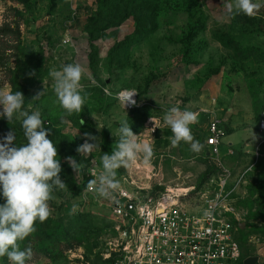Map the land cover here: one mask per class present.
<instances>
[{
    "label": "rangeland",
    "instance_id": "1",
    "mask_svg": "<svg viewBox=\"0 0 264 264\" xmlns=\"http://www.w3.org/2000/svg\"><path fill=\"white\" fill-rule=\"evenodd\" d=\"M231 2L0 0V29H9L0 34V89L21 91L25 109L41 113L48 138L58 150L60 177L68 186L54 192L50 217L36 225L57 229L62 222L66 235L83 241L55 259L32 250L27 264L117 263L113 251L117 233L107 199L85 193V183L92 179L80 180L66 158L73 157L82 171L94 159L98 175L101 157L115 148L123 120L129 121L134 134L143 133L141 141L153 142L156 136L143 127L151 111L124 109L116 96L125 90H135L139 100L157 106L200 112L199 122L191 125L195 139L205 145L200 153L175 157L169 149L154 150L153 156L166 155L155 160L164 182L157 192L200 185L218 171L209 125L212 119L219 121L223 132L219 158L231 169L232 183H238L233 198L241 212L243 227L237 239L242 254L264 250V0H254L261 8L252 16L229 15L226 5ZM67 30L77 45L89 47L82 65L90 72L82 80L89 95L83 111L71 116L61 108L49 74L70 63L72 51L63 43ZM102 86L113 95L104 93ZM1 124L9 122L0 117ZM10 125L18 146L25 144L21 121L14 119ZM85 133L97 137L89 142L100 148L82 156L77 148L85 142ZM131 168L117 170L119 182ZM4 203L0 187V205ZM81 213L86 216L77 220ZM0 264H9L7 257H0Z\"/></svg>",
    "mask_w": 264,
    "mask_h": 264
},
{
    "label": "clouds",
    "instance_id": "2",
    "mask_svg": "<svg viewBox=\"0 0 264 264\" xmlns=\"http://www.w3.org/2000/svg\"><path fill=\"white\" fill-rule=\"evenodd\" d=\"M261 5L254 0H232L226 5L229 15L245 14L252 16ZM50 76L54 80L53 90L65 114L71 116L80 114L89 95L82 84L85 69L79 63L63 65L60 70H53ZM42 93L33 99L38 98ZM135 90H125L116 98L122 106H135L133 97ZM25 97L19 90L0 89V117L9 124L14 119L21 121L26 143L16 146L15 135L10 131L0 141V187L5 203L0 205V257H7L9 264H27L32 259L30 247H20V243L36 231V222H45L51 215L50 201L55 199L56 190H67L68 186L62 181V171L58 150L44 126L39 111L31 113L25 109ZM199 114L191 110H181L179 106L169 108L163 117L165 125L171 130L169 137L173 147L181 142L188 144L193 153H200L204 144L196 140L191 125L199 122ZM94 117V116H93ZM95 118V117H94ZM63 122V121H62ZM81 125L84 123L80 119ZM85 142L77 148L82 156L90 155L99 144L98 138L84 134ZM118 141L112 152L104 153L101 157L102 170L88 183L96 194L105 199H114V194L120 188L117 170L128 168L132 162L141 156L148 163L154 155L150 141H141L140 135L134 134L129 121L120 122ZM100 148V147H99ZM67 162L80 175L82 165L73 157H67ZM211 215V212H206Z\"/></svg>",
    "mask_w": 264,
    "mask_h": 264
},
{
    "label": "built area",
    "instance_id": "3",
    "mask_svg": "<svg viewBox=\"0 0 264 264\" xmlns=\"http://www.w3.org/2000/svg\"><path fill=\"white\" fill-rule=\"evenodd\" d=\"M102 89L113 95L109 88ZM133 99L136 105L125 109L150 110L143 127L154 138L166 126L163 117L171 107L139 100L138 94ZM209 130L218 171L200 185L169 186L157 192L156 187L164 182L161 165L155 160L166 155L159 153L148 163L141 156L131 163L120 190L114 199H107L117 233L113 248L116 264H239L241 212L233 198L238 183H232L231 169L219 158L223 132L217 119L210 121ZM142 134H137L140 140ZM94 167L91 159V167L82 171L79 179H95ZM84 192L94 193L95 189L86 186ZM209 211L211 215H206Z\"/></svg>",
    "mask_w": 264,
    "mask_h": 264
},
{
    "label": "trees",
    "instance_id": "4",
    "mask_svg": "<svg viewBox=\"0 0 264 264\" xmlns=\"http://www.w3.org/2000/svg\"><path fill=\"white\" fill-rule=\"evenodd\" d=\"M9 32L8 27H2L0 29L1 35H6ZM103 90V89H102ZM145 110L144 108L135 109L133 111ZM149 114V113H148ZM147 114V115H148ZM146 115V116H147ZM146 118V117H145ZM10 124H1L0 125V141L11 131L16 137V130L11 127ZM16 146H18V140H15ZM208 174L205 175L207 177ZM204 177V178H205ZM85 184H88L86 181ZM85 213L76 215L77 220L84 218ZM63 223L61 222L60 227L57 229L53 228H44L40 225H35L36 233H33L30 237H27L24 241L20 243V247L23 250L24 248L30 247L37 253H44L50 258L55 259L62 250L75 249L82 245L83 241L81 238H70L66 235L64 229H61Z\"/></svg>",
    "mask_w": 264,
    "mask_h": 264
},
{
    "label": "crops",
    "instance_id": "5",
    "mask_svg": "<svg viewBox=\"0 0 264 264\" xmlns=\"http://www.w3.org/2000/svg\"><path fill=\"white\" fill-rule=\"evenodd\" d=\"M71 31L67 30L66 34L64 35L65 39L63 38V43L67 44V47L72 51L71 53V59L70 63H79L83 65V60L86 62L87 59V53L89 51V47L85 43H81L80 46L77 45L72 40V35L70 33ZM70 35V37H69ZM67 37V38H66ZM85 69V67H84ZM90 74L89 71L85 70V76L87 77ZM89 77V76H88ZM92 78V76H90ZM104 86H102L103 88ZM172 135L171 130L166 127L161 129L156 137L153 139L152 145L154 150H160V149H169L170 154L173 153V155L176 157L178 154H183L184 156H191L193 152L190 150V146L188 144H185L183 142L180 143L179 146L173 147L170 143L169 137ZM223 137V136H222ZM222 142V140H221ZM221 153V151H220ZM170 156V155H169ZM239 264H264V250L257 253V254H249L243 256L241 255V259Z\"/></svg>",
    "mask_w": 264,
    "mask_h": 264
},
{
    "label": "bare ground",
    "instance_id": "6",
    "mask_svg": "<svg viewBox=\"0 0 264 264\" xmlns=\"http://www.w3.org/2000/svg\"><path fill=\"white\" fill-rule=\"evenodd\" d=\"M263 129H264V120H263Z\"/></svg>",
    "mask_w": 264,
    "mask_h": 264
},
{
    "label": "water",
    "instance_id": "7",
    "mask_svg": "<svg viewBox=\"0 0 264 264\" xmlns=\"http://www.w3.org/2000/svg\"><path fill=\"white\" fill-rule=\"evenodd\" d=\"M243 226H241V228H242Z\"/></svg>",
    "mask_w": 264,
    "mask_h": 264
}]
</instances>
